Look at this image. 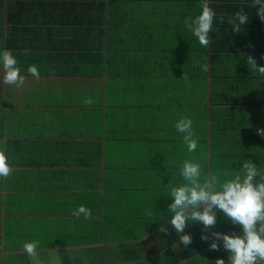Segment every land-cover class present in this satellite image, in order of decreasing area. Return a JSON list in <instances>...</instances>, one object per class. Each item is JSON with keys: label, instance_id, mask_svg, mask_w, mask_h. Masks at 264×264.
I'll use <instances>...</instances> for the list:
<instances>
[{"label": "crops", "instance_id": "1", "mask_svg": "<svg viewBox=\"0 0 264 264\" xmlns=\"http://www.w3.org/2000/svg\"><path fill=\"white\" fill-rule=\"evenodd\" d=\"M200 2L0 0V51L26 76L5 86L0 66V150L14 169L0 179V264H228L202 224L185 229L184 247L161 216L171 219L185 160L221 181L244 162L264 168V77L245 64L264 66V23L252 0H207L216 15L203 48L185 27ZM238 11L248 23L233 34ZM184 116L194 152L174 127ZM79 205L90 219L72 215ZM211 231L242 234L220 211ZM32 241L35 258L22 248Z\"/></svg>", "mask_w": 264, "mask_h": 264}, {"label": "clouds", "instance_id": "2", "mask_svg": "<svg viewBox=\"0 0 264 264\" xmlns=\"http://www.w3.org/2000/svg\"><path fill=\"white\" fill-rule=\"evenodd\" d=\"M251 6L257 9L256 15L264 23V0H252ZM200 8L201 13L194 19L185 21V27L198 38L201 47L208 48L212 40L210 33L214 32L216 14L209 7L207 0H201ZM247 23L248 16L243 11L236 12L228 20L233 34L241 33L242 26ZM28 54L30 53L27 50L21 53V55ZM245 64L264 77V66L258 67L254 57L248 56ZM0 66L3 68L2 83L5 86H15L18 89L24 86L26 76L21 74L18 60L11 51H0ZM27 74L37 80L40 79L36 65L28 66ZM182 79H187L186 73L183 74ZM84 103L91 105L93 101L85 98ZM174 127L177 132L183 134L182 139L187 150L196 151L198 138L193 128V120L184 116ZM257 134L264 137V130L257 129ZM178 170L184 183L169 187L167 197H171L173 202L167 206V211L171 214V219L166 220L161 215L179 236L177 244L184 247L191 244L192 237L182 233L192 223L202 224V232H209L210 235H201V240H211L210 250L215 251L220 250V242H222L223 249L230 253L228 264H264V168L257 167L252 161L244 162L239 171L223 181L219 174H209L206 178H202L200 164L188 160L183 161ZM13 172L8 157L0 150V179L6 180ZM218 211L224 214L226 220L239 225L242 234L228 235L211 231L217 225ZM72 215L76 218L83 216L85 219H90L92 212L86 206L79 205ZM159 230L164 234L168 232L163 224L160 225ZM177 244L173 247L175 248ZM22 248L30 258H35L38 255L39 241L26 242ZM215 264H225V260L217 259Z\"/></svg>", "mask_w": 264, "mask_h": 264}]
</instances>
